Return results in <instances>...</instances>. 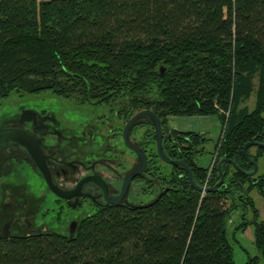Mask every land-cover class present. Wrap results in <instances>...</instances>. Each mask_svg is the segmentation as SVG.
<instances>
[{"label": "trees", "instance_id": "1", "mask_svg": "<svg viewBox=\"0 0 264 264\" xmlns=\"http://www.w3.org/2000/svg\"><path fill=\"white\" fill-rule=\"evenodd\" d=\"M44 92L91 105L127 98L166 123L217 116L211 173L197 163L208 141L200 133L177 132L187 145L168 156L188 164L201 187L208 177V188L220 182L223 158L251 172L244 146L264 144V0H0V100ZM254 95V109L243 107ZM147 135L155 140L153 129ZM253 147L257 162L264 148L252 155ZM170 167L169 190L155 203L88 217L73 238L1 240L0 264H236L227 224L243 196L227 207L224 192L200 193ZM222 171L237 190L249 183L255 217L245 207L235 232L254 227L261 257L247 264L264 262V221L249 196L264 195V177L228 163Z\"/></svg>", "mask_w": 264, "mask_h": 264}, {"label": "flooded vegetation", "instance_id": "2", "mask_svg": "<svg viewBox=\"0 0 264 264\" xmlns=\"http://www.w3.org/2000/svg\"><path fill=\"white\" fill-rule=\"evenodd\" d=\"M55 101L53 106L51 100L21 102L0 119V241L71 238L73 224L74 237L88 217L102 216L114 208L148 206L169 190L160 175L155 129L147 118H141L133 124L128 140L146 154L147 167L132 179L119 204L110 203L120 198L125 179L140 168L137 155L125 145L123 132L142 110L115 103L116 107H107L106 113L101 107L109 104H102L96 105L103 110L94 117L93 112L83 108L86 104L70 102L64 107ZM61 114L75 117V121L65 124L59 118ZM161 122L167 155L179 145H187V139L177 134L183 130ZM149 129L154 131V141L147 135ZM141 130L136 140L135 134ZM235 183L226 176L217 192H224L229 200L243 196L234 208L246 207L248 211L247 186L237 190Z\"/></svg>", "mask_w": 264, "mask_h": 264}, {"label": "rangeland", "instance_id": "3", "mask_svg": "<svg viewBox=\"0 0 264 264\" xmlns=\"http://www.w3.org/2000/svg\"><path fill=\"white\" fill-rule=\"evenodd\" d=\"M42 100H46V101L51 100L50 103L52 106H53L52 100H56L55 101L56 105H57V103H60L64 107H68V105H65V104H67V103L69 104L70 102L79 103L75 99H66L63 97H58L56 95L51 94L50 92H44V93H40V94L13 93L8 98L0 100V119L4 116L9 115V113H11V111L14 109V106H16V104H18V103L26 102V101L37 103V102L42 101ZM115 103L116 104L120 103L123 105V107H127L129 105L128 99L122 98V99L117 100L116 102H111L109 104V106L104 105L103 107H101V106L100 107L103 108L106 111V113H109L107 110V107L108 108L116 107ZM46 106H50V105H46ZM244 106H247L250 110L254 109L255 95L249 101H247L243 105V107ZM83 108L87 109L90 112H93L94 117H96L103 110V109H99V106L90 105V104L84 105ZM55 109H58V107ZM212 117H216L215 119H218L217 116H212ZM212 117L201 118V117L196 116V117H187L183 121H179V120L175 121L176 123L180 122V126H183V127H181V129L183 131L199 132V131L206 130L207 128H210L211 131L207 134V136L210 137V139H212V141H210L206 144V146H205L206 152L197 158V163L203 167H210L214 161V158L216 157V155H215V144H216V142L214 141V139L217 137V133L221 130V126H220V129L218 130L219 125H221L219 120H214L212 124H210V125L208 124V121L210 119H212ZM59 118L65 124L70 123V121L71 122L75 121V117H72V116L67 115V114L66 115L61 114V116H59ZM76 121H78V118H76ZM175 122H172L171 124L175 125L176 124ZM109 130L110 129L108 127L106 131H107V133L110 134ZM142 131H144V130H141L135 134L136 140L139 139V134H142ZM149 131H151V129H149ZM220 133H221V131H220ZM257 148L258 147H253L251 149L252 155L257 154ZM159 163H160V166L162 167V172L160 173L161 177L162 178L170 177L172 168L169 166V164L167 165V163L163 162L162 160H160ZM257 164H258V173L254 177H256V178L264 177V153L258 159ZM246 186L248 187L249 183H247ZM249 196L253 200L256 209L259 211V221H264V195L261 194V192L258 188H254L250 192ZM234 201H235V199L228 200L227 207H231L230 205H232V203H234ZM234 207L235 206H233V208L231 209L232 213L229 216L230 218L228 219L227 228H228V232L230 233V236L232 237V246H233V250H234L235 263L236 264H247L249 262L250 258L261 257V254L254 244V227L253 226H250L244 233L243 232H235V228L240 223L243 222L242 217L244 214V209L243 208L235 209L236 207L235 208ZM246 213H247L246 217L248 218L249 221L254 219L253 217H255V215H253L251 209L246 211ZM233 236H234V238H233ZM258 264H264L263 260H261Z\"/></svg>", "mask_w": 264, "mask_h": 264}, {"label": "water", "instance_id": "4", "mask_svg": "<svg viewBox=\"0 0 264 264\" xmlns=\"http://www.w3.org/2000/svg\"><path fill=\"white\" fill-rule=\"evenodd\" d=\"M141 118H147L151 122V124L153 125V127L155 129L157 154H158L159 158L163 162H165L169 165L183 168L185 170V172L187 173L188 179H189L191 185L193 186V188L196 189L197 191H199L200 193H212V192L219 191V187H221L225 182L226 176L223 174L222 167L226 163L231 164L237 171L241 172L242 174H244L248 177H254L258 173V164L256 161L252 160L248 156L247 150L250 146H256L259 148H264V144L258 143V142H249L244 146V157L253 165V167H254L253 171L245 172L233 160L223 158L220 160V162L218 163V166H217V169L219 170V175L221 178L220 182L217 183L215 186L210 187V188L200 187L199 185H197L194 182L192 170L188 164H186L184 161H181V160H173L167 155V153L164 150V146H163V125H162L161 119L158 117V115L153 110L146 109V110H142L139 113H137L128 122V124L126 125L124 132H123L125 145L128 149H130L131 151H133L137 155L139 162H140V168L136 173L129 175L125 179V182H124V185L122 188V194H121L120 198L118 200H115V201H110V203H112V204H115V205L119 204V202L123 198V196L129 191V187L131 185L132 179L135 176L141 175L143 173V171L145 170V168L147 167V156H146V154L141 149H138V148L132 146L128 140L129 132H130L133 124ZM15 140H18V139L15 137ZM162 194L159 196V198L162 196ZM63 196L64 195H61V197H63ZM75 231H76V226H75V224H73L72 231H71V238L73 237Z\"/></svg>", "mask_w": 264, "mask_h": 264}, {"label": "crops", "instance_id": "5", "mask_svg": "<svg viewBox=\"0 0 264 264\" xmlns=\"http://www.w3.org/2000/svg\"><path fill=\"white\" fill-rule=\"evenodd\" d=\"M193 117H196V116H193ZM197 117H201V118H210V117H212V116H197ZM185 118H187V117H170V118L168 119V122H169L170 126L172 127V129L182 130L181 127H183V126H180V122H179V123H176L175 121H178V120H179V121H183ZM215 118H216V117H212V119H210V120L208 121V124H209V125L212 124L214 120H219V119H215ZM172 122H175L176 124H175V125H172V124H171ZM219 122H220V121H219ZM220 124H221V123H220ZM185 125H186V124H185ZM220 126H221V125H219L218 130L220 129ZM210 131H211L210 128H207L206 130H203V131H199V132H197V133H200V134H202V135H205V137L207 138L208 141L205 143V146H206V144H207L208 142L212 141V139H210V137L207 136V134H208ZM220 131H221V130H220ZM220 131L217 133V137L214 139L215 142L219 139ZM193 132H196V131H193ZM215 142H214V143H215ZM205 149H206V148H205Z\"/></svg>", "mask_w": 264, "mask_h": 264}, {"label": "built area", "instance_id": "6", "mask_svg": "<svg viewBox=\"0 0 264 264\" xmlns=\"http://www.w3.org/2000/svg\"><path fill=\"white\" fill-rule=\"evenodd\" d=\"M216 158H217V156L214 158V161H213V163L211 164V166H210V173L212 172V170H213V167H214V165H215V162H216ZM209 177H208V179L206 180V182H205V184H204V188H208L209 187Z\"/></svg>", "mask_w": 264, "mask_h": 264}]
</instances>
